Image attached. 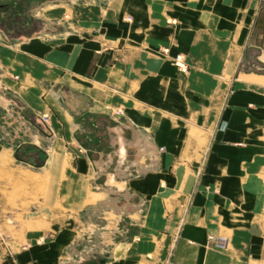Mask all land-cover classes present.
<instances>
[{
	"label": "crops",
	"instance_id": "0c3cea01",
	"mask_svg": "<svg viewBox=\"0 0 264 264\" xmlns=\"http://www.w3.org/2000/svg\"><path fill=\"white\" fill-rule=\"evenodd\" d=\"M0 14V191L31 172L96 225L18 262L264 264V0H59L29 37Z\"/></svg>",
	"mask_w": 264,
	"mask_h": 264
},
{
	"label": "rangeland",
	"instance_id": "374dc122",
	"mask_svg": "<svg viewBox=\"0 0 264 264\" xmlns=\"http://www.w3.org/2000/svg\"><path fill=\"white\" fill-rule=\"evenodd\" d=\"M58 1L0 0V13L7 12L2 18L1 24L7 26L10 32L14 28L15 30L10 34L15 36H32L38 30L39 18L35 16L38 7ZM16 157L14 162L19 165L25 162L32 167H39L43 163V160L33 159L32 156L23 155L22 152H18ZM24 166L27 167V165ZM13 181V176H6L0 182L5 184L6 182L13 183ZM40 185L41 190L34 195L32 173L26 171L21 183L13 185V188L12 185H5L6 189L0 191V264H21L18 262L17 256L25 248L31 249L35 244L44 246L51 235L66 228L86 230L88 226L90 231L96 232L95 223L86 226L87 219L85 217L82 219L80 214L73 222L65 223L64 218L67 211L58 206L59 183H51L48 179L42 178ZM8 187L12 190L9 191ZM54 204L57 206H53ZM110 218L113 219L115 216L111 214ZM103 260V255L96 252L89 258L81 253L71 258H63L59 264H79L81 261H84L83 264H103Z\"/></svg>",
	"mask_w": 264,
	"mask_h": 264
},
{
	"label": "built area",
	"instance_id": "2783aa9c",
	"mask_svg": "<svg viewBox=\"0 0 264 264\" xmlns=\"http://www.w3.org/2000/svg\"><path fill=\"white\" fill-rule=\"evenodd\" d=\"M174 64L178 67V69L183 72V73H187L189 70L188 64L185 61V57L182 54L176 55L173 59ZM116 117H120L122 116V111L118 110L115 113ZM40 121L43 124V126L47 129L48 132H52V129L50 127L49 124V116L48 115H43L40 117ZM210 240H216L214 239V237H210ZM217 246L221 247V248H227L228 247V243L226 240L224 239H217Z\"/></svg>",
	"mask_w": 264,
	"mask_h": 264
}]
</instances>
